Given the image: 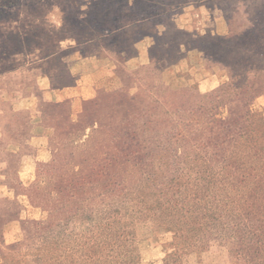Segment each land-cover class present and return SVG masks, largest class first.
Returning <instances> with one entry per match:
<instances>
[{
  "label": "rangeland",
  "instance_id": "374dc122",
  "mask_svg": "<svg viewBox=\"0 0 264 264\" xmlns=\"http://www.w3.org/2000/svg\"><path fill=\"white\" fill-rule=\"evenodd\" d=\"M206 39L210 47L202 50ZM262 67L264 0L5 4L0 180L9 185L13 204L32 206L25 230L15 224L0 240V264H238L227 236L213 233L201 246H190L197 232L178 243L165 223L185 234L199 221H226L235 216L227 212L235 196L242 202L264 189V139L250 142L229 124L244 114L246 100L218 102L220 121L194 123L186 134L167 137L157 157L154 145H146L142 159H135L139 138L130 134L119 171L127 179L122 185L145 189L140 199L102 192V178L109 180L115 170L113 135L121 122L108 92L125 97L136 118L163 109L158 87L186 86L205 94L237 79L239 91L245 78H264ZM251 108L264 121V93ZM195 192L210 214L192 206Z\"/></svg>",
  "mask_w": 264,
  "mask_h": 264
},
{
  "label": "trees",
  "instance_id": "16d2710c",
  "mask_svg": "<svg viewBox=\"0 0 264 264\" xmlns=\"http://www.w3.org/2000/svg\"><path fill=\"white\" fill-rule=\"evenodd\" d=\"M12 1L0 0V13L4 5L12 3ZM177 34H179V31L175 30L172 35L175 36ZM201 44L202 50L204 47H210V42L207 39L203 40ZM262 69L264 68L262 67ZM262 77H259L260 80H254L253 82L251 79L245 78L243 80L244 85L239 91L237 90L240 87L235 86L237 79H233L231 82L225 81L205 94H201L199 91H196L197 93L190 92L186 86L158 87V90L162 92L159 106L163 109L152 113H138L136 118L131 117L129 102L125 97H116L117 93L108 92L110 98L115 96V103L112 107L115 109L114 115L121 122L118 124L120 127L115 129L113 135L115 137V151L117 152V155H115L116 159H113L115 170L109 180H106V177L102 178V192H116L127 197H133L128 195L132 194L136 198L143 199L146 191L141 184L135 187L122 185L126 184L127 179L124 176L125 171H119V166L125 163V156L123 158V155L120 154L126 152L128 146V139L126 140V138L130 134L134 135V139L135 137L139 138L134 149V158L138 161L142 159L146 145H154L155 156L157 157L160 152L167 148L166 143L167 139H169L167 137H178L184 132L186 134L191 130V126L195 125L194 123L220 121L221 119L218 117L220 104L218 105V102L224 99L230 98L232 100L233 97H237L246 100V111L244 114L229 122L233 126L234 133L241 138H246L250 142L264 139V121L262 120V116L259 111H254L251 108V103L264 93V78ZM103 93H106V91ZM87 104V100H84L83 108H86ZM189 119L193 121V124L184 122ZM131 121H135V125L132 126ZM160 121L166 124L165 130L158 123ZM221 124H223V121ZM149 156L150 158H154L153 155ZM138 171L140 178L144 177L143 173L145 171L143 170L142 172L141 166L138 168ZM112 179L114 180L112 181ZM82 180L85 182L87 176H83ZM116 185L119 187L118 189H110V187H115ZM166 185L167 191H170L172 189L171 184L167 183ZM153 186L157 191L159 190V194L162 192V189L157 184L154 183ZM32 193L37 198H41V194L37 192ZM167 195L168 193L165 191L162 197H166ZM195 196L198 200H193L192 206L198 212L200 211L202 215H205L206 212L210 214L212 212L210 209L200 206V195L195 192ZM33 200H36L34 196ZM234 201L227 209V212L235 216L228 217L226 221L219 218L199 221L194 227L186 230L185 234L181 228L175 227L171 222L166 221V227L168 230L174 232L176 241L181 237H187V234L192 231L197 232L196 238L189 241L188 244L190 246H201L206 241L205 238H208L213 233H218L224 237L227 236L231 245L230 250L233 253V257L238 261V264H264V189L253 191L242 202L235 196ZM155 207L161 215L162 205L156 204ZM45 209L49 212L48 208ZM169 209L171 207L167 210ZM34 223L38 225L40 221H35ZM201 231H206V233H199ZM13 245L12 248L16 247L15 244Z\"/></svg>",
  "mask_w": 264,
  "mask_h": 264
},
{
  "label": "crops",
  "instance_id": "0c3cea01",
  "mask_svg": "<svg viewBox=\"0 0 264 264\" xmlns=\"http://www.w3.org/2000/svg\"><path fill=\"white\" fill-rule=\"evenodd\" d=\"M137 56L138 54L135 57ZM3 187L5 188L4 190L2 189ZM9 188L8 184L0 180V240L2 241L7 239L11 226L15 224L22 230H25V226L30 220L28 211L30 206H32L23 202L13 204Z\"/></svg>",
  "mask_w": 264,
  "mask_h": 264
}]
</instances>
